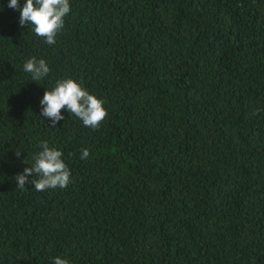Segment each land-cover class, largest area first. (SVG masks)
Instances as JSON below:
<instances>
[{"label": "trees", "instance_id": "16d2710c", "mask_svg": "<svg viewBox=\"0 0 264 264\" xmlns=\"http://www.w3.org/2000/svg\"><path fill=\"white\" fill-rule=\"evenodd\" d=\"M9 2L0 264H264V0H70L54 45ZM33 56L51 69L38 82ZM67 78L105 101L98 129L66 109L55 128L40 116ZM42 141L71 183L21 190Z\"/></svg>", "mask_w": 264, "mask_h": 264}, {"label": "clouds", "instance_id": "9594fccd", "mask_svg": "<svg viewBox=\"0 0 264 264\" xmlns=\"http://www.w3.org/2000/svg\"><path fill=\"white\" fill-rule=\"evenodd\" d=\"M9 8L20 11L19 23L33 26L35 34L44 39L45 43L54 45L58 33L64 28L65 17L70 13V0H26L21 7L20 0H10ZM24 71L31 74L32 81H40L50 73L48 62L31 57L24 63ZM41 103L40 116L51 121L55 128L64 119L61 110L66 109L71 115L82 120L83 124L98 129L105 120L108 112L104 107L105 101L100 99L75 79H60L51 90L47 89ZM42 149L34 157V163L18 174L15 179L18 188L23 190L27 183L34 185L38 192L55 188H67L71 183V170L62 158L64 153L55 147H50L47 141L39 145ZM19 157L22 153L16 152ZM89 150H81V159H87ZM26 162V161H25ZM27 163V162H26ZM35 178L29 181V177ZM53 264H69V260L57 256Z\"/></svg>", "mask_w": 264, "mask_h": 264}]
</instances>
